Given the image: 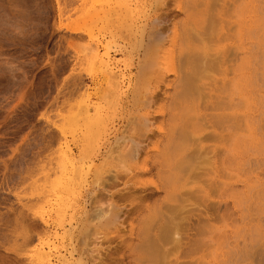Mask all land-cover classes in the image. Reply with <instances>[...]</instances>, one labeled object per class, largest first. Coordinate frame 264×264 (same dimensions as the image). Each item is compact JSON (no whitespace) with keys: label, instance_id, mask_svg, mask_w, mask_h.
Wrapping results in <instances>:
<instances>
[{"label":"rangeland","instance_id":"rangeland-1","mask_svg":"<svg viewBox=\"0 0 264 264\" xmlns=\"http://www.w3.org/2000/svg\"><path fill=\"white\" fill-rule=\"evenodd\" d=\"M238 2L0 0V264H264V36L230 194L197 145Z\"/></svg>","mask_w":264,"mask_h":264},{"label":"bare ground","instance_id":"bare-ground-1","mask_svg":"<svg viewBox=\"0 0 264 264\" xmlns=\"http://www.w3.org/2000/svg\"><path fill=\"white\" fill-rule=\"evenodd\" d=\"M263 5H264V0H239V2L236 4V8H235V13H236V15L238 14V16L232 17V15L230 16V14H229V16H230L229 19L231 21H232L233 18L234 19L237 18V19H235L237 22L234 21L236 23V24L234 23L235 24L234 27H236V29L230 30V29L227 28V30H230V31L227 32V34L228 33L234 34V35H230V34L227 35L228 37L232 36L231 38L227 37L228 38V42L232 41L234 39L237 40V42L235 41L236 44H237V45L235 44L236 45V47H235L236 49L234 51V54L232 53V55L230 54L229 56L227 54V55L223 56L221 59L220 58L218 59L219 62H220V67L222 68V73L224 72V80H222V79H219L220 81L217 80V81H219V83H221L223 81L222 84H220L221 86L219 87L216 84L217 82H215L213 77H212L213 80L210 79L209 81H207L209 83L211 81H214V85H213L212 82H211L212 85L211 86L209 85L211 89L207 86V84H206L207 82L206 83L204 82L205 85L209 88V92H210L208 94L209 95L208 99L210 98L209 101H207V99L205 98L206 102H210L209 103L210 105H208L207 107H209V106L210 107L207 108L205 106L206 107L205 108L206 111H208L209 113L207 112L205 117H202V118H204L203 120L205 122V124H201L203 126V128H201L202 126H200V123H199L200 120L198 122H196V124L193 123L195 125H197L199 123L198 127L200 129H202V130L199 131V133L201 135L197 139V145H198L199 140L201 139V137L204 136V135H205L204 138H206L209 135V138L213 137L211 139L213 142H214V139H215V141H217L216 145L214 147H212V146L210 147L209 146L208 149L205 148L206 150H204V151H206L205 152L206 155H204V154H202V155L209 157V159L207 161V164H208V166H210L209 167L210 169H208V173H209V171H210V173L208 175L211 176V179H212V182H213L212 186L214 187L215 191L223 193V194H230L233 191V185H232V182H231L233 177L231 179V176H232V163L235 160L236 152H238L240 154V156L242 158H244L245 157V152H246L247 141H253L255 139L252 134H249V136L247 137V133H248V131L246 130L247 121L245 119L246 116H247V114H246V106L248 107V110H252L251 107L254 105V102H253L252 97L248 96L246 87H247V82L250 83V80L253 81L255 79L254 77H252V76H254V74L252 72L250 73L251 66H252V71L255 69V72L258 73L259 65L263 64V63H261V60L258 59V62H256V63L254 62L256 67H254V69H253V66H255V65H251L250 64L251 62L249 61L250 58H252L251 55H253L254 56L253 58L257 60L259 55L257 56L256 54L259 52L260 49L263 48V46H262L263 45L262 42L264 40L263 39V36H264V6ZM231 14H233V13H231ZM225 15H223L222 18L226 19V17H228L227 15H226V17H224ZM107 17H110V14ZM107 17H106V20H108V21L111 20L110 19L111 17L110 18H107ZM231 17H232V19H231ZM226 20H228V19H226ZM212 22H214V21L212 20ZM222 22H223V20H222ZM229 23L230 22H228V24ZM223 24H225V21L223 22ZM225 25H227V22H226ZM234 30H236L235 33H233ZM227 38H226V40H227ZM229 39H231V40H229ZM255 49H257V50L259 49V50L258 51L257 50L254 51ZM229 50H231V49L229 48ZM194 51H195V49H194ZM198 52H200V50H198ZM258 54H261V52L258 53ZM203 55H205V54L203 53ZM95 56H96V58H100L101 60H103V57H104V56L101 57L98 53H96ZM205 58H206V62H208V63H206L207 65L205 64L206 65L205 69L209 71V69L211 68V71H209V72H212V69H213V71L215 73H217L218 71H216V70L218 69L217 67H219L218 66L219 64L217 65L216 63H219V62L216 61V63H215L214 61H211V60L207 61L208 58L206 56L203 58V60L200 59V61L202 60L203 61L202 63H204ZM198 60L199 59H197V62H198ZM263 60H264V57H263ZM190 62H191V60H190ZM192 63H193V61H192ZM104 64H105V66H104ZM102 66L105 67L104 68L105 70L107 69L106 70V74L109 73V78H111V79H108V80H110V83H111V86H110L111 89L117 90V92H118L119 88H120V83H119V81L116 80L117 77H115L114 74L112 75V72H111L112 70L110 71V67H109L108 63H105V61H103ZM260 67H262V66L260 65ZM261 69H264V67L261 68ZM206 70H203V71H206ZM208 71H206V72L209 73ZM262 72H264V71L262 70ZM257 75H255V77ZM202 76H204V75H202ZM205 76H207L206 73H205ZM261 76H263V75L261 74ZM187 77L190 78L189 74L187 75ZM221 78H222V74H221ZM262 78H264V77H261V79ZM201 79H203V78L201 77ZM261 79H260V81H261ZM188 82H190V81H188ZM203 86H201V88H206V86H204V87ZM256 86H255V88H256L255 90H257V88H258ZM261 87H259V89ZM201 90H203V89H201ZM252 90L255 91L254 89H252ZM263 91L259 90V92H261V93ZM202 92H204V91H202ZM261 93H259V94H261ZM208 95H206V96H208ZM253 95L255 96V94H253ZM204 97H205V95H204ZM204 97H203V100H204ZM206 104H208V103H206ZM249 104H250V106H249ZM184 118H185V120H182L179 123H176V121L179 120L178 118H176V120L173 121L174 122L173 125H174V128H175V126L176 127H180L182 125L183 132H182V129H181L182 127H181L180 128L181 130H179V131L182 132V133H178V134L179 135L184 134L185 137H182V138L183 139L185 138V139L184 140H180L181 136H178V138L180 137V139H178V140L174 139V140L184 141V144H186L187 142H185V141H186V135H187L188 132L185 131L187 129V127L185 129V126H187L188 120H186V117H184ZM200 119H201V117H200ZM184 131L186 132V134H185ZM196 133H198V132H196ZM184 135H182V136H184ZM206 139H204V140H206ZM168 140H169V146H170V144L172 146L173 142H174L172 137H170V139H168ZM208 140H210V139H208ZM181 145H182V142H181ZM190 145L188 144L189 147H191ZM178 146H180V145H178ZM198 147H201V145H199ZM138 148H140V147H138ZM173 148H175V147H173ZM180 149H183V148H180ZM200 150H202V149L200 148ZM196 151H197V149H196ZM241 157L239 158L240 162H242V160H243ZM204 162H206V159H205ZM44 244H46V242H44ZM44 244L42 243V245H44ZM47 244L50 245L49 243H47ZM39 261L42 264H51L49 258L46 257L44 253L39 258Z\"/></svg>","mask_w":264,"mask_h":264}]
</instances>
